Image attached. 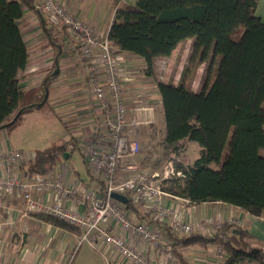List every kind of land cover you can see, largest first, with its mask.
Wrapping results in <instances>:
<instances>
[{
    "label": "trees",
    "instance_id": "obj_1",
    "mask_svg": "<svg viewBox=\"0 0 264 264\" xmlns=\"http://www.w3.org/2000/svg\"><path fill=\"white\" fill-rule=\"evenodd\" d=\"M257 4L258 0H136L133 4L113 0L114 12L106 37L118 55L129 52L142 58L148 76L157 57H168L188 38L196 39L202 60L209 58L207 74L218 58L215 74L211 79L206 76L199 91L164 81L156 83L162 130L149 145L148 157L136 166L159 172L184 140L193 141L199 146L198 156L186 167L177 165L170 177L162 178L160 189L190 203L223 202L261 216L264 215V20L254 13ZM24 6L33 5L30 0H0V130L15 123L20 114L46 103L49 85L57 76L50 72L40 85L26 90L19 84L18 74L28 60L18 25ZM37 11L43 32L59 57L62 46L53 41L44 14ZM240 24L243 31L234 40L230 32ZM57 29L69 35L64 27ZM73 44V49L79 51V45ZM138 128L130 135V140L139 144L136 154L141 151ZM226 143L228 150L221 160ZM84 151L85 148L83 154L79 153L89 174L81 189L104 193L103 180L89 166ZM64 153L68 158L72 151L60 144L36 149L21 164V170L27 176L50 175L57 157L66 158ZM126 157L119 158L117 165ZM211 163L219 167L214 169ZM117 165L116 180L120 181ZM124 197V201H119L137 213L133 194L128 192ZM32 216L62 230L80 233L76 226L54 215ZM162 228L180 264H190L180 249L194 244L220 245L224 264H264V249L252 246V236L241 226L224 225L220 233L226 237L225 241L219 235L178 236L167 226Z\"/></svg>",
    "mask_w": 264,
    "mask_h": 264
},
{
    "label": "crops",
    "instance_id": "obj_2",
    "mask_svg": "<svg viewBox=\"0 0 264 264\" xmlns=\"http://www.w3.org/2000/svg\"><path fill=\"white\" fill-rule=\"evenodd\" d=\"M30 1L33 6H24L23 15L18 20L28 52L26 67L18 74L20 86L24 90L36 87L42 83L50 72L53 73L57 68L58 73H56V78L49 85L46 102L55 113V119L61 121L66 127L68 133L66 138H72L71 145L79 149L82 154L83 148L92 144L99 149H107L103 119L90 89L89 78L85 71V60L80 56L77 49H73L74 42L71 37L59 31L43 15L45 21L49 24L48 29L49 33H51V38L56 44L62 46L58 50L59 57L56 55L54 48L51 46L52 43H50L52 41L43 32L41 19L37 11V7L43 0ZM122 1L133 4L136 0ZM63 2L70 14L86 23L98 36H107L114 12L113 2L110 8H102L98 0H63ZM254 13L261 20H264V0H258ZM119 55L123 58L120 78L122 96L127 106L128 114H131L130 110L132 108L129 103L130 101H139L138 98L141 97L139 93L142 92L139 89V84L130 82L132 80L129 72L132 66L131 57L139 61L143 60L129 52H121ZM158 58L162 57H157L156 59ZM142 63L144 65V61ZM156 91L155 95L158 97L157 104L159 107L158 116L162 124V109L157 87ZM143 93L142 97L145 96ZM152 104V102L147 103V113H136L138 117L145 120L148 119L150 121L149 124L152 122V117L149 113ZM154 108L157 107L155 106ZM153 127L151 126V130ZM7 148L22 150L20 148H23V146L20 144L16 146L10 131L2 129L0 130V150H6ZM24 151L26 150L24 149ZM65 159L60 156L57 157L56 167L52 170L50 176L60 174L67 185L82 190L81 188L84 186L88 176L83 178L80 173L72 171L66 165ZM120 164L122 168L118 169L119 175H117V178L122 180V176L128 173L127 167L133 164L125 163L124 159L120 161ZM84 167L86 169L85 165ZM22 174L26 175L24 171H22ZM53 195V192H48L43 194L41 199L51 202L53 201ZM164 200L167 207H176L177 212L181 213L183 218L190 217L198 220L207 216L216 217L220 215L224 219L229 214H232L241 221V227L246 229L252 236L253 239H251L250 244L264 249V215L254 216L237 206L223 202L190 203L188 200L176 196L164 197ZM135 204L137 213L128 209L132 221L135 223H151L167 237L166 230L162 228L163 225L167 226L165 221H153L151 213H148L139 204ZM63 205L73 208L72 200H64ZM74 209L82 212L83 206L74 207ZM78 237L79 234L62 230L30 214H26L23 210L22 200L16 192L2 197L0 203V264H74L82 247V244L77 245ZM126 239L134 248L142 250L148 255L149 264H169L168 258L161 253L151 252L139 237L126 235ZM88 246L93 252L97 253L89 244ZM188 249L189 251H187ZM180 251L190 264H224V256L221 254L219 256L215 255L214 244L205 246L194 244L181 248ZM212 255L219 257L220 263ZM83 259L84 263H90L92 260L85 255ZM110 259L112 264H131L115 254L111 255ZM175 259L177 258L175 257ZM104 263L107 264L106 262ZM176 264H180L178 259Z\"/></svg>",
    "mask_w": 264,
    "mask_h": 264
},
{
    "label": "built area",
    "instance_id": "obj_3",
    "mask_svg": "<svg viewBox=\"0 0 264 264\" xmlns=\"http://www.w3.org/2000/svg\"><path fill=\"white\" fill-rule=\"evenodd\" d=\"M37 8L54 27L66 29L73 42L79 45L80 56L85 60L90 89L103 119L107 149L92 144L85 147L84 154L93 172L103 180L104 193L67 185L60 174L24 176L21 164L29 160L32 153L27 155L21 150L7 148L0 150V203L4 195L16 192L26 214L54 215L68 221L79 229L78 245L86 241L104 256L107 264L113 254L131 264H149L148 255L128 243L126 235L139 237L151 252L161 253L168 258L169 264H176L170 240L151 223L133 222L125 203L113 197V193L124 196L131 192L135 202H144L153 221H165L174 234L219 235L225 241L226 237L220 233L223 226L238 227L241 221L232 214L224 219L220 215L198 220L183 218L176 207H167L164 197L175 196L160 189L159 172L133 164L127 167V177L116 180L118 159L139 150L138 142L130 140L132 131L150 122L136 113L148 108L138 106L128 114L120 79L123 58L106 36H98L86 23L70 14L63 0H43ZM169 172H172L170 163L164 174ZM48 192L54 193L51 202L41 199ZM64 200H72L73 208L63 205ZM78 206H83L82 212L74 209ZM215 250L217 255L222 252L220 245H215Z\"/></svg>",
    "mask_w": 264,
    "mask_h": 264
},
{
    "label": "rangeland",
    "instance_id": "obj_4",
    "mask_svg": "<svg viewBox=\"0 0 264 264\" xmlns=\"http://www.w3.org/2000/svg\"><path fill=\"white\" fill-rule=\"evenodd\" d=\"M98 2L102 5V8H110L113 0H98ZM243 28V25L240 24L230 32V37L234 40L237 39L241 35ZM200 55L201 49L198 47L196 39L194 37L185 39L177 45L171 55L168 57L158 58L154 61L151 76H148L145 73V64L143 65V61H139L138 59L131 57L132 66L129 72L132 80L130 82L139 84V89L142 90V92L139 93V96L141 95V97L138 98L139 101H130L129 105L132 109L138 106L148 108L146 106L147 103L152 102V108L149 111L152 117V122L150 124H144V126L142 125L143 127L141 126L136 130L137 138L141 145V151L136 155L124 158L125 163L140 166L141 162L148 157L149 145H152L160 136L162 125L158 116V97L155 95L157 92L156 83L158 81L179 84L190 90L199 91L206 76H208L209 79L213 77L217 67L218 58L214 60L211 69L207 74L209 58L202 60ZM145 90L147 91L145 92ZM142 93L143 95L145 94V96L142 97ZM154 105L157 108H154ZM142 112L147 113L148 109H143L141 110V113ZM55 117V113L46 102L40 107L32 108L30 111L20 114L16 122L5 129L9 130L13 135L14 144L16 146L19 144L22 145L23 148L20 149H22L21 151L25 152L27 155L31 154L33 150L42 149L51 144L66 145L67 149L72 151L71 155L65 159L66 165L74 171L80 173L83 178L87 177L81 154L78 149H72V138H66L68 137L66 127L61 121L55 119ZM149 125L154 126L153 128H155V132L151 130V126ZM24 149L26 151H24ZM227 150L228 148L226 143L222 152L221 160L224 159ZM198 151L199 146L197 143L184 140L178 152L172 154L171 159L164 162L162 165L161 170H159L160 179L158 183H160L162 178L166 179L172 175L170 172L167 175L164 174V170L167 168L169 163L171 164V168L174 173L177 165H181L183 167L189 165L193 159L198 156ZM210 167L217 169L219 165L211 163ZM121 168V164L118 163L117 169ZM117 175H119V173ZM125 176L126 175L124 174L122 177L124 178ZM136 203L142 207L145 205L144 202ZM81 244V252L74 264H105L104 262H106V260L101 253L93 252L86 241H83ZM187 251H189V249ZM84 255L92 259L90 263H84ZM215 255L219 256L217 254ZM215 255L212 256L214 257ZM221 255L224 256L223 253H221ZM214 258L220 263L219 257ZM109 261L110 264H112V260L110 258Z\"/></svg>",
    "mask_w": 264,
    "mask_h": 264
},
{
    "label": "water",
    "instance_id": "obj_5",
    "mask_svg": "<svg viewBox=\"0 0 264 264\" xmlns=\"http://www.w3.org/2000/svg\"><path fill=\"white\" fill-rule=\"evenodd\" d=\"M58 73V69L56 68L54 71H53V74H56ZM46 98V95L44 96V99ZM39 105V104H38ZM32 106V105H30ZM20 111H18L16 114H15V117H17L19 115ZM68 154L64 153V156L67 157ZM113 197H115L117 200H121V201H124L125 200V197L121 194H118V193H113L112 194Z\"/></svg>",
    "mask_w": 264,
    "mask_h": 264
}]
</instances>
